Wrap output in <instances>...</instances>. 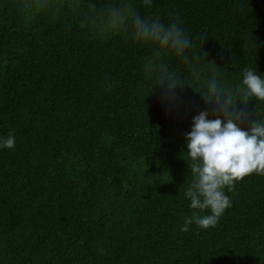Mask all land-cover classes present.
Masks as SVG:
<instances>
[{"label":"trees","instance_id":"obj_1","mask_svg":"<svg viewBox=\"0 0 264 264\" xmlns=\"http://www.w3.org/2000/svg\"><path fill=\"white\" fill-rule=\"evenodd\" d=\"M109 2L0 0V138H15L0 149V264H264V175L225 187L208 229L184 195L205 80L264 75V0H125L189 34L200 79L169 55L190 82L172 97L145 74L148 47L98 30ZM240 99L264 120V101Z\"/></svg>","mask_w":264,"mask_h":264},{"label":"clouds","instance_id":"obj_2","mask_svg":"<svg viewBox=\"0 0 264 264\" xmlns=\"http://www.w3.org/2000/svg\"><path fill=\"white\" fill-rule=\"evenodd\" d=\"M143 3L150 5L152 0ZM36 6L26 5L22 10L32 11ZM101 21L98 30H122L135 43L150 49L144 63L145 74L154 85L166 82L167 97L174 95L177 86L190 85L166 63L169 55L189 64L190 75L200 79L201 69L190 63L188 55L192 41L179 19L143 17L134 13L125 0H110ZM204 83L201 94L205 103L211 105V111L195 115L191 130L185 134L193 179L184 195L190 208L210 210L211 214L196 219L200 228L208 229L231 206L225 187L231 190L237 181L253 173L264 175V120L252 118L251 113L239 106L244 103L241 96L264 101V75L246 68L238 85H229L216 75ZM14 145V135L0 138V149ZM182 230L187 231L188 226L184 225Z\"/></svg>","mask_w":264,"mask_h":264}]
</instances>
